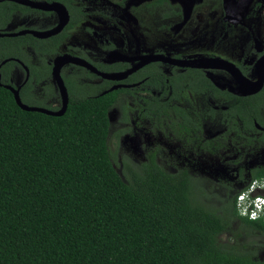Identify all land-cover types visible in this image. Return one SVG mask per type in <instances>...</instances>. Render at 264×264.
Masks as SVG:
<instances>
[{"label": "flooded vegetation", "instance_id": "flooded-vegetation-1", "mask_svg": "<svg viewBox=\"0 0 264 264\" xmlns=\"http://www.w3.org/2000/svg\"><path fill=\"white\" fill-rule=\"evenodd\" d=\"M59 79L69 103L111 96L119 171L178 177L217 210L264 195V0H0L2 87L58 112Z\"/></svg>", "mask_w": 264, "mask_h": 264}, {"label": "trees", "instance_id": "trees-1", "mask_svg": "<svg viewBox=\"0 0 264 264\" xmlns=\"http://www.w3.org/2000/svg\"><path fill=\"white\" fill-rule=\"evenodd\" d=\"M112 103L71 99L53 117L0 87V264H264V216L239 214L242 192L217 210L178 177L116 168Z\"/></svg>", "mask_w": 264, "mask_h": 264}, {"label": "built area", "instance_id": "built-area-1", "mask_svg": "<svg viewBox=\"0 0 264 264\" xmlns=\"http://www.w3.org/2000/svg\"><path fill=\"white\" fill-rule=\"evenodd\" d=\"M256 186V183L251 184L237 198V207L240 214L250 219H258L264 216V196L253 197Z\"/></svg>", "mask_w": 264, "mask_h": 264}, {"label": "water", "instance_id": "water-1", "mask_svg": "<svg viewBox=\"0 0 264 264\" xmlns=\"http://www.w3.org/2000/svg\"><path fill=\"white\" fill-rule=\"evenodd\" d=\"M62 63H64V59H61L59 63L57 62V67H59ZM59 83H60L62 94H63V108L58 112L49 111L46 109L29 107L22 102L20 95H19V91H15V90L11 89L10 87H5V88L7 90H12V92L14 94L15 102L22 110L27 111V112H39V113H42V114H45L48 116H53V117H62L68 109L69 98H68L67 91H66L61 79H59ZM0 87H2L1 82H0Z\"/></svg>", "mask_w": 264, "mask_h": 264}, {"label": "rangeland", "instance_id": "rangeland-1", "mask_svg": "<svg viewBox=\"0 0 264 264\" xmlns=\"http://www.w3.org/2000/svg\"><path fill=\"white\" fill-rule=\"evenodd\" d=\"M113 133V131L111 132ZM113 145H114V138L112 135H110V138H109V146L110 148L112 149L113 151ZM210 205L214 206L216 203L214 200L210 201L209 203ZM230 231H228L227 233H223L222 234V237H223V241L224 242H230L232 243L233 242V239L232 237L234 236V229H238V222H234L232 225H230ZM240 238H242L243 240L247 241L244 237V235H241ZM260 240L264 239V236L260 235L259 237ZM254 255L260 257V258H264V245L261 246L260 248L256 249V251H254Z\"/></svg>", "mask_w": 264, "mask_h": 264}, {"label": "clouds", "instance_id": "clouds-1", "mask_svg": "<svg viewBox=\"0 0 264 264\" xmlns=\"http://www.w3.org/2000/svg\"><path fill=\"white\" fill-rule=\"evenodd\" d=\"M256 185H257V186H256V190H255V192L253 193V197L258 196V195H260V196H264V195L258 193V189H257L258 184L256 183ZM247 188H248V187H247ZM247 188H246V189H247ZM246 189H245V190H246ZM245 190H244V191H245ZM242 192H243V191H242ZM240 194H241V193H240ZM239 214H240V212H239ZM240 215H241V214H240ZM242 216H243V215H242Z\"/></svg>", "mask_w": 264, "mask_h": 264}]
</instances>
